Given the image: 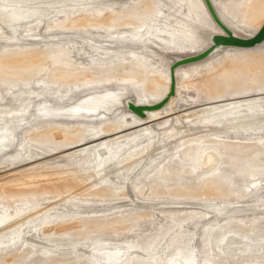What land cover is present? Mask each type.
<instances>
[{
    "label": "rangeland",
    "instance_id": "374dc122",
    "mask_svg": "<svg viewBox=\"0 0 264 264\" xmlns=\"http://www.w3.org/2000/svg\"><path fill=\"white\" fill-rule=\"evenodd\" d=\"M216 27L203 0H0V264H264V41L126 106Z\"/></svg>",
    "mask_w": 264,
    "mask_h": 264
},
{
    "label": "water",
    "instance_id": "95a60500",
    "mask_svg": "<svg viewBox=\"0 0 264 264\" xmlns=\"http://www.w3.org/2000/svg\"><path fill=\"white\" fill-rule=\"evenodd\" d=\"M203 1L207 8L208 13L210 14L215 24L219 27L221 32L212 34L210 36V45L203 51L193 55L175 58L174 62L170 66L171 73L174 71L175 68L179 66L204 60L208 58L210 55H212L214 52L222 48H226V47L251 48L261 43L264 40V23L261 26V28L251 37H242L236 34L232 29L228 28L220 20L211 0H203ZM173 94H174V80L172 79L166 97L162 99V101H160L159 103L155 105H137L134 104L133 101L127 100L126 106L133 113L143 117L145 111L156 110L162 107Z\"/></svg>",
    "mask_w": 264,
    "mask_h": 264
},
{
    "label": "bare ground",
    "instance_id": "6f19581e",
    "mask_svg": "<svg viewBox=\"0 0 264 264\" xmlns=\"http://www.w3.org/2000/svg\"><path fill=\"white\" fill-rule=\"evenodd\" d=\"M203 2H204V1H203ZM212 4H213V3H212ZM204 5H205V4H204ZM205 7H206V6H205ZM206 9H207V8H206ZM209 15H210V14H209ZM210 17H211V16H210ZM218 17H219V16H218ZM219 18H220V17H219ZM212 20H213V19H212ZM220 20H221V19H220ZM221 21H222V20H221ZM214 23H215V22H214ZM263 23H264V22H263ZM262 25H263V24H262ZM227 27H228V26H227ZM228 28H229V27H228ZM260 28H261V27H260ZM230 29H232V28H230ZM232 30H233V29H232ZM258 30H259V29H258ZM233 31H234L236 34L240 35L237 31H235V30H233ZM220 32H221V31H220L219 27H216V28L212 31L211 35H212V34H215V33H220ZM256 32H257V31H256ZM256 32H255V33H256ZM255 33H254V34H255ZM254 34H253V35H254ZM240 36H241V35H240ZM242 37H243V36H242ZM263 41H264V40H263ZM263 41H262V42H263ZM262 42H261V43H262ZM259 44H260V43H259ZM207 45H208V46L210 45V37H209V39H208V41H207ZM257 45H258V44H257ZM208 46H207V47H208ZM255 46H256V45H255ZM207 47H206V48H207ZM206 48H205V49H206ZM234 48H238V47H234ZM251 48H253V47H251ZM241 49H248V48H241ZM218 51H220V50H218ZM218 51H216V52H218ZM171 65H172V64H171ZM171 65H170V66H171ZM182 66H185V65H182ZM179 67H181V66H179ZM177 68H178V67H177ZM175 69H176V68H175ZM175 69H174V71H175ZM174 71L171 73L170 68H169V72H170V85H171L172 79L174 80V78H175V77H174ZM169 88H170V86H169ZM168 90H169V89H168ZM167 93H168V91H167ZM167 93H166V95H167ZM166 95L163 97V99L166 97ZM174 95H175V80H174V94H173L172 96H174ZM172 96H171V97H172ZM171 97H170V98H171ZM170 98H169V99H170ZM169 99H168V100H169ZM161 101H162V100H161ZM167 102H168V101H167ZM167 102H166V103H167ZM166 103H165V104H166ZM165 104H164V105H165ZM153 105H155V104H153ZM164 105H163V106H164ZM163 106H162V107H163ZM160 108H161V107H160ZM160 108H159V109H160ZM128 110H129V109H128ZM156 110H157V109H156ZM148 111H152V110H148ZM131 112H132V111H131ZM145 112H147V111H145ZM145 112H144V116H143V117H141V116H139V117H140V118H144V117H145ZM132 113H133V112H132ZM134 114H135V113H134ZM135 115H137V114H135ZM137 116H138V115H137Z\"/></svg>",
    "mask_w": 264,
    "mask_h": 264
}]
</instances>
